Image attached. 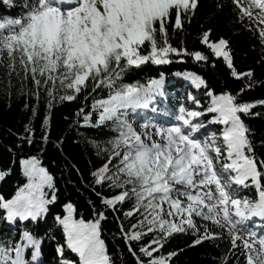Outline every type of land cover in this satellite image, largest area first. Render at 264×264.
Instances as JSON below:
<instances>
[{
  "label": "snow or ice",
  "instance_id": "snow-or-ice-1",
  "mask_svg": "<svg viewBox=\"0 0 264 264\" xmlns=\"http://www.w3.org/2000/svg\"><path fill=\"white\" fill-rule=\"evenodd\" d=\"M0 3L9 8L17 6L15 0ZM231 4L239 21L247 19L248 27L256 24L264 45V0H231ZM20 7L19 16L0 19V62L6 56L9 75H20L17 64L24 78L30 73L37 99L42 86L49 97V111L57 100V81L64 90L60 102H72L82 92L87 100L100 89H107L106 96L92 100V111L79 108L76 116H82V120L75 121L78 125L107 127L115 133L104 148L94 142L100 152L108 155L90 172L92 182L86 185L100 199L101 210L93 204L94 219L77 220L73 205L67 203L63 206L65 215L55 217L63 228L67 248L79 256V264H114L101 238V222L108 210L117 216L123 212L126 218L134 213L139 216L130 229L123 226V221L119 228L136 264H169L176 252L168 253L167 258L154 253L173 234L189 230L196 236L193 246L206 239H223V234H227L231 247L221 257V264H229L235 255L233 249L240 251L245 264H264V236H257L246 226L253 217L264 218V157L257 154L252 129L241 118V114L259 115L250 111L255 104L238 103L228 92L215 95L209 90L211 105L206 111L216 114L210 123H219L223 128L219 134H204L200 130L206 125L193 120L202 113L183 105L175 116L176 122L136 119L138 110L150 109L156 97L163 96V74L146 86L123 82L124 74L132 68L148 62L170 63L171 54L181 60L185 55L197 62L208 60L199 50L189 52L170 43L173 36L183 33L184 20L190 21L195 15L199 0H23ZM216 7L222 9L224 4L218 0ZM210 31L203 32L201 43L216 57H223L231 75L237 79L252 75L250 71L235 70L226 50L228 41L223 37L209 41ZM144 49L147 54H143ZM177 75H184L197 88L205 84L195 72ZM188 99L194 97L189 94ZM256 103L264 105V100ZM93 113L97 114L95 123L91 119ZM36 115L38 110L33 107V117ZM49 123L50 116L45 115L42 127L48 128ZM136 123L140 124L139 131ZM32 131L30 125L26 126L29 135L25 139L29 144L33 142ZM49 139L45 131L42 140ZM261 146L264 147V140ZM20 164L28 182L11 199L0 197V220L13 227L18 223L24 226L18 229V239L0 237V264H37L43 238L25 222L45 217L49 205L57 201L54 177L37 157L22 159ZM250 185L256 189L254 200L239 195L241 186ZM96 186L119 191L105 196L96 191ZM128 201H133L131 208L124 210L122 205ZM194 217L211 221L223 233L211 232L204 226L201 234ZM146 233H156L159 238L154 236L137 252L132 242L141 241ZM56 253L61 257L60 264H71L63 260V245H57ZM236 264H240L238 257Z\"/></svg>",
  "mask_w": 264,
  "mask_h": 264
},
{
  "label": "trees",
  "instance_id": "trees-1",
  "mask_svg": "<svg viewBox=\"0 0 264 264\" xmlns=\"http://www.w3.org/2000/svg\"><path fill=\"white\" fill-rule=\"evenodd\" d=\"M217 2L218 0H199L195 15L190 21L184 20L183 33L173 36L170 40L174 47H184L189 52L201 51L208 57L207 61L197 62L189 55H185L181 60L180 57L171 54L172 62L170 63L154 65L148 62L139 68H132L124 74L123 82H138L146 86L150 80L160 79L162 74L165 78H172V82L162 84L163 96L158 95L159 101L167 105L160 104L162 108H158L159 104H155L150 109L138 110V113L173 115L174 112H178L180 105H183L186 109L202 113L200 117L193 120L206 125L200 130L204 134L207 132L219 134L223 128V125L219 123H210L216 114L206 111L211 105L209 90L215 95L228 92L236 97L238 103L255 104L250 111L259 115L241 114V118L252 129L257 154L264 157V147L261 146V141L264 140V105L256 103L264 100V45L260 43L256 24L248 27L246 25L250 22L247 19L243 22L238 20L231 0H219L224 4L222 9L216 7ZM15 3L17 6L14 8L0 3V19L5 16L17 17L21 14L20 5L23 0H15ZM172 22H174V16ZM208 29H211L209 41L216 42L222 37L228 41L226 50L232 57L235 70L240 73L250 71L252 75L242 76L239 79L231 75V70L228 69L223 57H216L206 44L201 43L202 34ZM147 51L144 49L143 54H147ZM186 72H195L205 80V84L199 88H193L184 79V75H177V73ZM249 84L251 87H248ZM91 87L90 84L89 92ZM55 88L57 100L49 111L46 103L49 97L42 86L40 97L37 99L34 94L36 88L30 73L24 81H11L9 86L0 82V173H3L0 176V197L5 200L11 199L17 189L28 182L20 161L36 156L41 166L54 177L57 191V201L49 205V211L45 217L36 222H25L35 235L43 238L39 264H60L61 257L56 253L58 244L64 246V261L79 264V256L67 248L63 228L56 223L55 217L65 215L63 206L67 203L73 205V217L77 220L94 219L93 204L97 210H101L100 199L86 185L92 182L90 172L107 159L108 153L100 152L99 148H104L107 140L115 133L107 127L94 128L75 123L77 119L82 120V116H76L77 110L83 107L85 112L92 111V100L106 96L107 89H100L87 100L82 92L79 98L72 102H60L59 96L64 90L59 81ZM189 94L194 97V100L188 99ZM195 101H199V104ZM33 107L38 110V115L35 117H33ZM45 115L50 116L48 128L42 127ZM96 116V113L92 114L93 123ZM29 125L33 129L31 144L25 139L29 135L26 132V126ZM45 131L50 136L47 142L42 140ZM94 142L99 144V148ZM45 191L49 190L45 189ZM96 191L102 192L105 196H111L119 189L96 186ZM239 195L253 200L257 198L256 189L251 185L247 188L241 186ZM132 203L133 201L124 203L123 209H130ZM2 216L3 211L0 210V217ZM138 219L139 216L135 213L132 217L126 218L123 212H120L119 216L111 210L106 212V219L101 222V238L105 241L107 253L114 264H136L135 258L129 253L127 244L119 234V228L120 222L123 221V226L130 229ZM257 219L253 217L246 222L249 230L258 231L261 222ZM23 226L18 223L13 227L0 220V237L7 235L18 239V229ZM263 235L264 233L257 232V236ZM154 236L159 238L156 233H146L141 241H133L132 247L138 252L139 247L142 244H148ZM195 238L192 230L186 233H175L162 248H158L154 255L167 258L168 253L176 252L177 254L171 257L169 264H221V257L229 253L231 244L226 233L223 234V239H206L193 246L192 241ZM232 251L235 255L230 257L229 264H236L237 257L240 264H245V258L240 251L236 249ZM30 256L31 250H28L27 257L30 258Z\"/></svg>",
  "mask_w": 264,
  "mask_h": 264
},
{
  "label": "rangeland",
  "instance_id": "rangeland-1",
  "mask_svg": "<svg viewBox=\"0 0 264 264\" xmlns=\"http://www.w3.org/2000/svg\"><path fill=\"white\" fill-rule=\"evenodd\" d=\"M9 63L8 59L5 58L2 60V62H0V82L6 84L7 86L10 85V82L11 81H15V82H22L25 80L24 78V73L22 71V69L20 68L19 64H17V70L20 72V75H17L16 72H12L10 75L8 74V69L5 65H7ZM184 79L189 82L191 84V86L193 88H197L195 87L192 82L188 79H186L184 77ZM173 79L172 78H165L163 77V84L167 83V82H172ZM202 86V85H201ZM160 99H158V96L156 97L155 101L153 102L152 106H155V104H159L158 105V108H162L161 105H167L166 103H161V101H159ZM156 112V111H155ZM159 112V111H157ZM174 112V111H173ZM178 112H174L173 115H163L161 113V115H157L156 113L154 115H141L139 114L136 119L138 121H141L142 119H153L155 120L156 122L158 123H164L166 121H171V122H176L175 121V116ZM137 129V131L140 130V124L139 123H136L134 125ZM210 128L212 127L211 125L209 126ZM258 221L261 222V224L259 225V229H258V233H264V218H260V217H257ZM194 221L195 223L200 226V232L203 233L204 231V226H206L209 231L211 232H215V233H221V228L217 227L215 224H213L211 221H204V220H201L199 217H194ZM256 232V233H257ZM264 236V235H263ZM41 261V256L38 257V260H37V264H39V262Z\"/></svg>",
  "mask_w": 264,
  "mask_h": 264
}]
</instances>
